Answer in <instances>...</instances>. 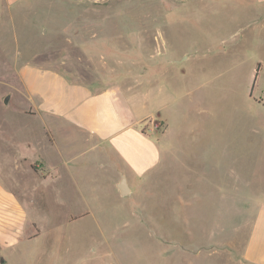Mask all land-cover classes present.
I'll list each match as a JSON object with an SVG mask.
<instances>
[{
	"label": "rangeland",
	"instance_id": "1",
	"mask_svg": "<svg viewBox=\"0 0 264 264\" xmlns=\"http://www.w3.org/2000/svg\"><path fill=\"white\" fill-rule=\"evenodd\" d=\"M24 63L138 93L145 131L168 124L162 165L126 195L82 145L64 142L79 186L65 168H15L16 153L62 166L17 92ZM0 165L21 205L0 264H246L249 202L264 200V1L31 0L8 13Z\"/></svg>",
	"mask_w": 264,
	"mask_h": 264
},
{
	"label": "crops",
	"instance_id": "2",
	"mask_svg": "<svg viewBox=\"0 0 264 264\" xmlns=\"http://www.w3.org/2000/svg\"><path fill=\"white\" fill-rule=\"evenodd\" d=\"M30 1L0 0V30L4 27V16ZM16 73L20 81L17 92L24 96L29 115L42 120L46 140L52 149H57L62 166L50 167L41 158L27 161L25 154L16 153L13 159L15 168H20L24 161L30 169L31 162L39 163L41 168L47 170L65 168L74 184L79 186L67 150L71 144L77 147L82 145L83 150L77 149L80 156L82 153L83 156H95L99 163L97 167L110 170L120 177L114 181L118 191L123 176L131 191L130 177L144 178L150 172L155 173L162 165L163 155L169 151L171 143L167 135L168 124L160 119L166 131L158 136L145 131L153 117H145L138 109V93L126 92L119 85L97 91L92 84L74 82L64 72L33 63L19 65ZM64 142L69 146H64ZM60 176L58 173V178ZM1 178L0 170V243L3 244L16 237L11 230L15 231L18 221L16 210L21 205H11L15 204L16 194L5 193ZM249 208L250 232L242 259L246 264H264V200H250Z\"/></svg>",
	"mask_w": 264,
	"mask_h": 264
},
{
	"label": "water",
	"instance_id": "3",
	"mask_svg": "<svg viewBox=\"0 0 264 264\" xmlns=\"http://www.w3.org/2000/svg\"><path fill=\"white\" fill-rule=\"evenodd\" d=\"M9 100H10V97L7 96L4 101L7 104ZM118 188L122 195H126L127 193H129L130 190L126 186V178L124 176L122 177L120 183L118 184Z\"/></svg>",
	"mask_w": 264,
	"mask_h": 264
}]
</instances>
